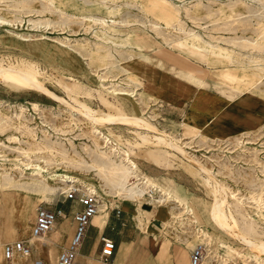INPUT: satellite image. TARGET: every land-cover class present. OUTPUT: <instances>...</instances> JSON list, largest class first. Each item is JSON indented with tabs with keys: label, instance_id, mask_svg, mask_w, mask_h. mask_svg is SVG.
Returning a JSON list of instances; mask_svg holds the SVG:
<instances>
[{
	"label": "rangeland",
	"instance_id": "1",
	"mask_svg": "<svg viewBox=\"0 0 264 264\" xmlns=\"http://www.w3.org/2000/svg\"><path fill=\"white\" fill-rule=\"evenodd\" d=\"M50 1L34 0L27 7L22 4L16 5L14 0H0V15L12 19V22H0V63L4 66L11 65L16 67L30 64L32 68L35 67L36 70L38 68L39 80L43 81L51 92L15 89L0 79V109L10 114L14 112L16 106L24 105L26 107V116L29 119L28 123L31 127L36 128L39 136L43 135L40 129L44 127L53 140L58 137H69L75 144L81 142L91 143L92 135L84 132L83 128L88 124V120L80 111V105L74 97L92 107L97 115L109 112H133L128 98L114 94L109 88H105L106 85L110 84L108 80H117L124 77V74L119 71V63H116L115 67L111 68L107 79L100 78V75L105 73V67L99 66L98 63L89 65L88 55L85 51L83 50L80 53L74 49L77 43H85L86 41L91 43L101 42L95 31L99 30L102 24L95 18H104L109 23H112V19H116L117 22L112 25V33L119 41L127 37L131 38L134 49H137L135 42L138 38H141L146 43L144 51L152 58L148 69L159 79V82L156 83V88L152 91L158 93V89H162L161 83L166 82H170L169 87L171 90H169L172 91L168 95L167 93L163 95L155 93L160 98L157 102L153 101L148 104L146 107L147 115L153 114L159 120V126L164 128L167 133L179 135L180 138L186 141H191V139L183 134L181 122L185 114L191 110V101L186 99L180 88V85H183V81H180L166 68L156 67L155 62L159 58L169 57L166 60L170 64L175 63L179 69L188 68L204 71V74L211 81L215 79V75L220 73L221 69L216 66H208L205 62V59L209 56L207 52L198 50L183 40L181 42L184 45L174 46L169 44L170 39L183 37V29H195L205 39H212L220 44H228L230 48L235 49L236 54L243 60L248 59L249 56H256L264 63V47L251 49L241 44L245 39H259V41L264 42V18L260 15L263 9L257 0L241 1L234 7V11L228 0H170L183 6L181 9L182 20L170 29L163 24L158 29L159 31L152 28V23L158 16L164 14L163 8L155 5L150 6V8L147 7L149 0H138L145 5V10L138 6H133L135 0H54L57 6L54 10L49 9V6L52 7ZM184 6L189 7L187 12ZM115 8H118L117 13H115ZM166 16L173 18L174 15L166 14ZM225 40L230 42L225 43ZM107 44L111 45V41ZM70 83L78 84V87L74 91H70V88H68ZM261 87L264 88V83ZM52 92L66 99L69 104L56 98L52 95ZM105 98L110 103H105ZM241 100L243 102L254 101L260 103L261 101L264 102V97L260 96L259 93L238 94L233 102ZM33 102L37 103L36 108L32 106ZM72 112L76 113L74 115L75 118L71 122H67V118ZM135 114H139V111H136ZM254 121V125L250 129L237 130H251L250 137L246 138L248 143L243 144V146L250 147V150H253L254 147L255 150L261 151V157H264V115H258ZM94 124L99 130L115 139L120 147H131L133 150L131 158L137 163L139 171L145 177H153L158 184L157 189L163 187L178 196V199H181L182 202L193 209L192 215L189 213L184 214L189 216L188 220H184L185 222L182 223L178 219L175 222L169 212L168 205L152 204L154 205V210L143 211L141 204L146 201L145 199H136V202H129L123 200L124 198L120 194L101 192L93 194L97 198L99 205L102 202L106 203L104 210L99 206L98 214L105 210L110 212L112 207L121 206L122 203L133 204L132 217L129 220L130 222H127L128 228L131 230V236L125 230L123 232L119 231L120 229L113 231L123 240L129 239L136 244L142 245V248H144L142 251L143 260L139 264H191L190 251L195 245L188 247L187 245H182L181 242L187 238H197L196 244L200 242L202 237H200L196 229L201 226L204 232L207 231L212 234L207 240L216 249H220L224 260L223 264H261L260 260H249L250 257L247 255L250 249H245L246 245L241 243L237 236L218 228L211 220L210 208L214 195L211 191V185L205 182L202 173L195 170V168H198L197 164L177 149L166 144L142 142L134 131L136 127L129 123ZM215 126L216 123L212 122L210 128H205L206 138L203 141H198L199 138H197V141L193 143L196 146L195 148L200 149L198 156L201 155V152L205 153L211 149L212 151L208 155H212L215 159L220 158L218 154L222 155L221 150L233 145H227L224 142L218 144L213 139L216 137L215 132H213ZM55 128L68 130L65 133L67 135L57 134L58 132L55 131ZM146 132L150 136L158 133L152 129H148ZM10 133L28 139L26 133L21 134L12 128L3 133L0 132V138L5 139L6 135ZM65 143L73 155L74 151L70 146L69 140H65ZM11 145L18 148L11 149L1 146L2 150H6L9 158L5 161H0V163H3L0 166L14 170V158L21 145L15 142H11ZM24 145L26 146L27 144L22 146ZM214 148H219V151H214ZM151 149H160L166 162L158 163L149 158L148 153ZM241 150V147H236V152L233 153V156L241 160H253L252 153H249V151L248 153L247 151L240 153ZM40 155L43 158H47L45 153H40ZM40 163L45 165V167H49L51 172L62 171L63 169H60L61 166L65 169L67 168L71 174L78 178L74 182H68L73 183L77 190H75L72 197L67 198L66 195L71 189L68 191L58 189L55 192L48 193L26 191L14 193L9 192L7 189L0 190V213L2 215L5 213L4 215L7 218H16V225L20 226L25 212L29 213L25 226V229L29 232L28 238L35 219L36 208L40 203H46L51 206L66 203L70 206L69 208L78 209L82 206L79 196L90 194L87 187H94L95 185L92 178L94 171H88L85 175L80 176L81 171L77 168L66 167L64 164H60L59 167L53 160L49 164L42 160ZM245 172L247 173H244V177L239 176L237 181L231 178L228 179L230 186H239L246 196L251 193L252 196L264 197V183L262 182L264 181V172H256L251 168L246 169ZM94 177L100 181L97 175ZM252 181L256 182V184H253ZM55 183L63 185L64 182L56 180ZM229 190L228 188V193L231 195ZM156 193H158V190L155 191V195ZM149 194V192H146V197H150ZM230 195L229 200L232 199ZM246 200L249 201V204L255 206L259 202L261 203L259 200L252 199V197H248ZM256 201L258 202L255 203ZM144 207L147 206L144 205ZM249 212L254 215L261 226H264V215L261 218V211L254 209L253 206L249 208ZM158 215L162 217V220H153L152 217ZM138 216L143 221L148 222L145 225L147 231L138 224ZM61 220L62 223L57 224V227L47 235L39 239H33L35 245L42 251L41 256L47 264H56L58 253L61 251V248L54 247L53 239L50 238V235L57 228H60L59 235L67 231L72 232L74 229V216L72 218L66 216ZM118 221H122V219ZM135 223L138 227L135 226ZM120 226L122 225L120 224ZM0 249V264H3V245H1ZM127 254L125 249H121L109 262H105L99 257L97 264H124L123 260L127 257ZM131 264H138L135 256L132 257Z\"/></svg>",
	"mask_w": 264,
	"mask_h": 264
},
{
	"label": "bare ground",
	"instance_id": "2",
	"mask_svg": "<svg viewBox=\"0 0 264 264\" xmlns=\"http://www.w3.org/2000/svg\"><path fill=\"white\" fill-rule=\"evenodd\" d=\"M32 1L34 0H14V3L28 7ZM241 1L243 2L244 0H228L229 5L233 7V11L237 3ZM257 1L263 9L260 15L264 18V0ZM50 2L52 7L49 6V9H56L57 6L54 0ZM154 5L163 8L164 14L153 21V29L159 31L158 29L163 24L170 29L177 22H181V9L183 6L170 0H149L147 7L150 8V6ZM133 6H138L145 10V5L138 0H135ZM184 8L186 12L189 10L188 6H184ZM114 10L117 13L118 8ZM112 12L114 11L112 10ZM166 14H173L174 16L173 18H168ZM95 20L100 21L102 24V27L95 31L101 42L91 43L86 41L85 43H77L74 49L80 53L83 50L85 51L88 55L89 65L98 63L99 66L105 67V73L100 75V78L107 79L111 68L115 67L116 63H119V71L124 74V77L117 80H108L110 84L106 85L105 88H109L114 94L128 98L133 112H109L97 115L92 107L74 97L80 105V111L88 120V124L83 127L84 132L92 135L91 143L81 142L75 144L69 137H58L53 140L44 127L40 129L43 135L39 136L36 128L31 127L28 123L29 119L26 116V107L24 105L14 106V112L10 114L0 109V132L3 133L12 128L21 134L26 133L28 137V139L21 138L14 132L7 134L5 139L0 138V161H5L9 158L6 150H2L1 146L14 149L18 147L11 145V142L21 145L14 158V170L0 166V190L7 189L9 192L14 193L20 191L48 193L55 192L58 189L64 191L72 189L74 184L68 182H74L78 178L71 174L67 168L65 169L61 166L60 169H63L62 171L51 172L49 167H45V165L40 163L42 160L49 164L53 160L57 166L64 164L66 167L77 168L81 171L80 176L85 175L88 171H94V176L97 175L100 181L96 177H92L95 185L94 187H87L91 195L97 194V192L113 193L122 195L126 200L145 199L151 204L168 205L169 212L174 218L173 220L177 222L180 219V222H185L184 220H188L189 216L184 214L189 213L192 215L193 209L182 202L181 199H178L179 197L172 192L167 191L163 187L157 189L158 184L154 178L145 177L139 171L137 163L131 158V152H133L131 147H120L115 139L99 130L94 124L129 123L136 127L134 131L142 142L166 144L177 149L198 165L199 169L195 168V170L202 173L205 182L211 185V191L214 195L210 208L211 220L218 228L237 236L241 243L246 245L245 249H250L247 255L250 257L249 260H260L259 262L264 264V226H261L254 215L249 212V208L254 206V209L261 211L260 215L263 218L264 201L262 200L264 197L252 196L251 193L246 196L239 186L231 187L228 181L230 178L237 181L239 176L243 178L244 173H247L245 170L248 168L256 172H264V157H261L262 152L255 150L254 147L253 150H250V147L243 146V144L248 143L247 139L251 135V130L229 131L226 128H222L221 125L224 120V116L221 114L223 106L227 103H233L238 94L259 93L260 96L264 97V88L261 87L264 83V63L256 56H249L248 59L243 60L236 54L235 49L230 48L228 44H220L212 39H205L195 29H183V37L170 39L169 44L174 46L184 45L181 42L183 40L196 49L207 52L209 56L205 59V62L208 66H216L221 69L220 73L217 74L218 76L215 75V79L211 81L204 74V71L201 72L199 69L177 68L175 63L170 64L166 60L169 57L159 58L155 62L156 67L166 68L180 81H183V85H180V88L186 99L191 101V110L185 114L181 122L183 134L191 139V141H186L180 138L179 135L167 133L164 128L159 126L160 122L153 114L147 115L146 107L148 104L153 101L157 102L160 97L152 91L155 88L153 83L158 80V77L148 69L152 58L144 51L146 43L141 38H138L135 42L137 49H134L131 38L127 37L119 41L112 33V25L117 22L116 19H112V23H109L104 18H95ZM6 21L12 22V19L0 15V22ZM109 41H111V45L107 44ZM228 42L230 41L225 40V43ZM241 44L251 49L264 47V42L259 41V39H245ZM29 65L16 67L11 65L4 66L0 63V79L15 89L39 90L51 93L43 81L39 80L38 68L37 71L35 67L32 68V65H30L31 67ZM76 87H78V84L75 83L68 85L70 91H74ZM52 95L69 104L66 99L55 95L53 92ZM104 101L107 104L110 103L106 98ZM32 106L36 108L37 103L33 102ZM136 111H139V114H135ZM75 114L72 112L67 118V122L74 120ZM212 122L216 123L215 130H213L216 137L213 139L218 144H222V142L227 145L233 144L226 148L220 146L223 148L221 150L222 155L218 154L220 158L216 159L212 155H208L212 151L211 149L205 153L201 152V155L198 156L200 149L195 148L196 146L193 145L197 138H199L198 141H203L206 138L205 128H210ZM148 129H152L159 134L150 136L146 132ZM55 131L58 132L57 134L64 136L68 132V130L57 128H55ZM220 131L222 134L219 133ZM65 140H69L70 146L74 151L73 155L69 151L70 148H68ZM23 144L27 145L22 146ZM236 147L242 148L240 153H245L246 151L247 153L248 151L252 153L253 160H241L236 158V156L234 157L233 153L236 152ZM214 151H219V148H214ZM40 153L47 154V158H43ZM148 157L158 163L166 162L160 149H151ZM234 162L235 164H233ZM0 164L3 163L1 162ZM56 180L64 182L63 185H57L55 183ZM262 182L264 183V181ZM262 182L261 184H263ZM253 184H256V182H253ZM228 188L231 191V195L228 193ZM156 190H158V193L155 195ZM146 192L150 193V197H146ZM229 195L230 198L232 197L230 200ZM248 197L259 200L261 203L259 202L258 206L251 205L246 200ZM99 206L104 210L106 203L102 202ZM28 215L29 213L25 212L21 223L24 227L26 226ZM107 215L108 210H105L99 214V217L104 221ZM183 215L184 217H182ZM139 222L144 230L147 231L145 225L148 222L143 221L141 217H139ZM204 235L209 238L212 234L205 231ZM196 241H198L197 238H187L181 244L191 247L196 245ZM90 258L92 259V257ZM140 258L139 262H141Z\"/></svg>",
	"mask_w": 264,
	"mask_h": 264
},
{
	"label": "crops",
	"instance_id": "3",
	"mask_svg": "<svg viewBox=\"0 0 264 264\" xmlns=\"http://www.w3.org/2000/svg\"><path fill=\"white\" fill-rule=\"evenodd\" d=\"M159 82V79L155 81L154 87L156 88V83ZM161 83V81H160ZM164 84V86H163ZM170 82L161 83V90L158 89L157 94H171L172 91H170ZM170 89V90H169ZM169 90V91H168ZM165 97V96H163ZM166 98V97H165ZM170 100V98H168ZM243 100V99H242ZM235 101L230 104H225L222 108V114L224 116V120L221 122L222 128H226L229 131H234L237 129H250L252 125H254V120L258 117V115L262 116L264 115V102H243V101ZM245 100V98H244ZM170 102V101H169ZM230 105V106H229ZM221 133V131H220ZM129 202H136L135 200H126ZM146 205L147 207H144ZM59 208L63 210V215L60 216L57 220V224L62 223V218L69 216L72 218L74 216V213L76 209L69 208L70 206L66 203H61L57 205ZM141 208L143 211H152L154 210V205L147 201H143L141 204ZM133 204L132 203H122L121 206L117 205L115 207H112L110 212L108 211V215L102 221L99 217V214L93 217L86 235L80 245L79 248V254H78V260L82 264H97V261L100 257V250H101V236L106 235L111 238H113L116 242V251L115 255L121 251V249H125L127 251V257L123 260L124 264H131L132 263V257L137 258V263L139 264V257H141V261L143 260L142 251L144 248H142L141 244H136L134 241L126 239L123 240L119 238L115 231H127L129 232V236H131V230L128 228L127 222L132 217V210H133ZM0 213V248L1 245H4L6 242L15 241L22 238L28 237V230L25 229L24 226H17L16 225V218H7V216ZM153 220H162L161 216H154L152 217ZM122 221H118L121 220ZM34 222V221H33ZM122 226H120V224ZM130 222V221H129ZM137 222L140 226L142 224L139 222V216L137 217ZM136 224V223H135ZM137 226V224L135 225ZM138 227V226H137ZM75 230V223H74V229L73 231H67L64 234H60V228H57L55 232H53L50 235V238L53 239L54 247L56 248H63L68 244L69 240L71 239L73 233ZM145 232V231H144ZM57 238V239H56ZM64 244V245H63ZM62 246V247H61ZM1 251V249H0ZM42 251L38 249V247L34 243V256H41ZM115 255L113 257H115ZM92 257V259L90 258ZM112 257V258H113Z\"/></svg>",
	"mask_w": 264,
	"mask_h": 264
},
{
	"label": "built area",
	"instance_id": "4",
	"mask_svg": "<svg viewBox=\"0 0 264 264\" xmlns=\"http://www.w3.org/2000/svg\"><path fill=\"white\" fill-rule=\"evenodd\" d=\"M77 190L74 186L66 195L72 197ZM82 206L74 213L75 230L69 243L58 253L56 264H82L78 260L79 248L86 235L93 217L99 212V202L95 195L82 194L79 196ZM63 210L57 205L40 203L36 208L34 222L31 226L30 237L22 238L3 245V264H47L42 256H34V241L51 232ZM203 227H198L197 232L202 237L190 251L191 264H223L220 249L209 243L204 235ZM100 259L109 262L115 255L116 242L113 238L101 236Z\"/></svg>",
	"mask_w": 264,
	"mask_h": 264
}]
</instances>
